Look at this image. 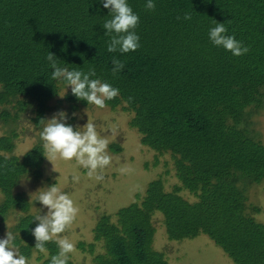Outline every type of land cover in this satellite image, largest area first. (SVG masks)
Returning a JSON list of instances; mask_svg holds the SVG:
<instances>
[{"label": "trees", "instance_id": "16d2710c", "mask_svg": "<svg viewBox=\"0 0 264 264\" xmlns=\"http://www.w3.org/2000/svg\"><path fill=\"white\" fill-rule=\"evenodd\" d=\"M127 2L140 18L141 46L122 54L107 51L102 25L111 15L101 0H0V119L13 122L34 108L32 121L46 120L48 102L65 90L51 79L49 52L70 70L94 68L96 78L119 89L106 104L131 115L143 144L174 154L178 184L167 190L152 181L130 205L103 215L93 242L79 243L92 263L169 264L153 247L160 215L171 240L206 234L236 264H264L261 207L248 196L253 184L264 183V142L246 122L264 105V0H154V11L147 0ZM216 23L250 51L236 57L215 46L209 30ZM113 58L125 65L115 76ZM67 88L64 99L73 108L88 104ZM17 136L0 135V214L23 212L12 226L15 244L26 258L37 252L39 264H49L58 247L34 248L36 214L17 189L27 176L42 175L43 144L20 156Z\"/></svg>", "mask_w": 264, "mask_h": 264}, {"label": "rangeland", "instance_id": "374dc122", "mask_svg": "<svg viewBox=\"0 0 264 264\" xmlns=\"http://www.w3.org/2000/svg\"><path fill=\"white\" fill-rule=\"evenodd\" d=\"M106 105L105 108L88 104L73 108L64 97L58 96L48 102L46 113L47 120L57 112L65 111L68 115L66 122L79 130H83L82 127L89 120L95 124L98 134L109 140L108 154L112 157V163L103 170L102 181L90 178L87 170L79 167L75 159L64 161L57 158L53 161L57 171H53L51 161L45 157L41 168L42 175H29L17 187L28 196L32 204L30 211L34 214H46L47 209L39 201H35V198L38 190L45 191L48 186L55 184L73 200L79 210L78 214L60 238H67L75 245L70 259L76 264H93V255L82 250L79 243L93 242V229L103 215H112L120 208L130 205L136 200L137 194L144 192L152 181L161 180L167 190L178 184L174 154L159 152L144 145L141 134L130 125L131 115L121 106L114 108ZM33 109L20 114L13 122L0 119V135L12 132L18 134L14 153L20 156L33 146L43 144L40 132L44 125L38 126L32 121ZM246 122L251 131L264 142V105L251 110ZM112 129L116 130L115 133ZM121 168H130L132 171L122 174ZM73 176L79 177L78 182L73 180ZM182 194L188 199H195L188 191H182ZM1 195L0 193V197ZM248 196L251 203L261 207L256 217L264 222V183L253 184L248 190ZM22 213L20 210H12L6 215L0 214V238H4L8 230L12 231V226ZM161 220V216L157 215L153 247L166 254L169 264H236L206 234L182 240L169 239ZM102 248V244H97L98 252ZM27 260L28 264H39L38 253H34Z\"/></svg>", "mask_w": 264, "mask_h": 264}, {"label": "clouds", "instance_id": "9594fccd", "mask_svg": "<svg viewBox=\"0 0 264 264\" xmlns=\"http://www.w3.org/2000/svg\"><path fill=\"white\" fill-rule=\"evenodd\" d=\"M104 8L109 9L111 18L106 20L102 27L106 30L105 34L110 37L107 43L108 52L128 53L136 51L141 45L140 37L136 33L139 25V16L127 0H101ZM147 10L154 11V0H147L145 5ZM191 14L185 13L183 19L191 20ZM180 19V17H178ZM228 29L224 23H216L209 30V39L217 46L230 52L233 56L239 57L250 51L248 46L228 35ZM53 69L51 79L65 85V91L60 94L63 98L68 86L71 93L78 99L84 100L88 105L97 108H105L106 102L119 96V89L110 83L96 78V71L90 67L87 72L77 69H69L61 66L56 56L49 52L46 57ZM112 74L115 76L125 67L119 59L113 58ZM75 115V114H74ZM68 115L65 111H59L50 119H41L43 129L40 132V140L43 143V154L51 161L53 171H57L53 161L57 158L64 161L75 159L77 165L87 170V175L94 177L97 181L104 179L103 170L110 166L112 157L108 154L109 140L98 134L96 126L89 121L82 127L74 129L66 121ZM115 133V129L111 130ZM5 159H8L5 157ZM130 168H121L122 174H128ZM73 180H79L78 176H73ZM35 201H39L43 208L47 209L46 214H36L33 218L38 221L31 230L35 238V249L39 252L46 251V244L55 242L58 252L52 255L49 264H69L70 254L74 252L75 245L67 238H60L74 222L78 208L73 200L57 186L51 185L45 191H37ZM15 235L8 230L4 238H0V264H28L27 258L20 253L15 244Z\"/></svg>", "mask_w": 264, "mask_h": 264}]
</instances>
